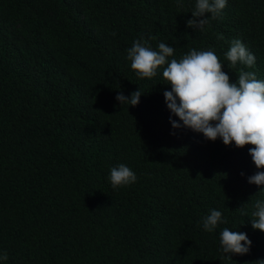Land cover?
Here are the masks:
<instances>
[{
    "label": "trees",
    "instance_id": "16d2710c",
    "mask_svg": "<svg viewBox=\"0 0 264 264\" xmlns=\"http://www.w3.org/2000/svg\"><path fill=\"white\" fill-rule=\"evenodd\" d=\"M194 5L0 0V264L264 260V233L249 220L264 186L247 183L264 168L252 163L251 146L172 129L170 117L179 121L167 109L162 72L140 79L126 59L143 37L154 50L173 47L169 59L215 51L232 82L241 70L264 80V0H227L203 32L186 26ZM234 39L254 54L253 68L225 60ZM138 89L135 107L115 99ZM120 164L136 181L113 188L110 169ZM244 204L247 215L237 211ZM213 209L226 222L206 232ZM223 228L247 234L248 254L225 257Z\"/></svg>",
    "mask_w": 264,
    "mask_h": 264
},
{
    "label": "clouds",
    "instance_id": "9594fccd",
    "mask_svg": "<svg viewBox=\"0 0 264 264\" xmlns=\"http://www.w3.org/2000/svg\"><path fill=\"white\" fill-rule=\"evenodd\" d=\"M176 3L181 8L184 6V0H176ZM226 3L227 0H195L192 18L187 20L186 26L203 32L211 20L221 18ZM218 38L223 39L222 36ZM174 52L175 49L164 42L154 50L143 37L133 41L126 50L131 70L140 79L150 80L162 72L165 85L170 86V91L163 93L167 109L179 121L170 117L172 129H191L209 141L219 138L225 146L234 145L237 149L251 146L248 155L252 163L257 169L264 168V80L257 79L254 71L241 70L232 82L224 71V64L211 49L193 48L179 59H169L174 57ZM224 55L231 67L237 63L247 68L255 65L254 54L239 39L230 42ZM141 96L138 89L128 97L119 92L115 99L120 105L135 107ZM108 179L113 188H119L135 183L136 175L120 164L110 169ZM247 183L264 186V172L257 171L247 178ZM260 191H264V187ZM246 205L237 211L247 215ZM253 207L249 219L251 227L264 233V201L256 200ZM225 222L221 211L213 209L203 218L202 226L206 232H213ZM219 242L222 253L230 260L233 255L248 254L251 246L246 233L229 228L219 233ZM6 260L7 254L0 253V261ZM253 264H264V260Z\"/></svg>",
    "mask_w": 264,
    "mask_h": 264
}]
</instances>
